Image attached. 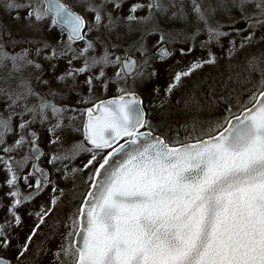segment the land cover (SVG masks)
Segmentation results:
<instances>
[{"label": "snow or ice", "instance_id": "snow-or-ice-1", "mask_svg": "<svg viewBox=\"0 0 264 264\" xmlns=\"http://www.w3.org/2000/svg\"><path fill=\"white\" fill-rule=\"evenodd\" d=\"M0 15V264H264V0Z\"/></svg>", "mask_w": 264, "mask_h": 264}, {"label": "rangeland", "instance_id": "rangeland-1", "mask_svg": "<svg viewBox=\"0 0 264 264\" xmlns=\"http://www.w3.org/2000/svg\"><path fill=\"white\" fill-rule=\"evenodd\" d=\"M0 21H3V22H7L11 25V30L14 31V32H17L19 35H24V32H23V26L22 24H16L14 22H12L11 20H9L8 17L4 16V15H0ZM199 49V47L196 48L195 51H197ZM199 56H203L205 55L204 52H202L200 49H199ZM215 52H217V54H221V50L219 48H215L214 49ZM178 59V60H181L182 57H180L179 55L176 56L173 60H170L168 61L169 64H164V65H158V68L160 69V74L161 76L163 75H168L170 73H173V72H167L168 70H171L172 71V67L175 63V60ZM194 61V60H193ZM192 62V61H191ZM184 64V63H183ZM172 65V66H171ZM188 66V64L186 65V67H184V69H186ZM178 71V70H176ZM217 72L218 70L212 66H205L204 68L198 70L197 72L193 73L192 77L190 78H187L185 83H188L190 84L192 81H195V80H199V79H207L208 77L210 76H216L217 75ZM171 76L169 78H167V80L165 81V84L166 85H163L162 81L160 80H157L156 82L152 83V84H149L146 86L145 89L141 90V95H145V102L148 103V101L151 99L153 101L156 100V98L153 96V97H149L146 95V92L147 90H149L152 86L154 85H158L162 90L167 86V83L169 82ZM183 91V89L177 91L173 97H172V101H173V104L175 103V100L181 95V92ZM113 94V93H112ZM43 200L46 202L48 200V195L45 194V196L43 197ZM39 203V201H37V204ZM27 231V229H26ZM52 247L54 248L55 247V244L52 245ZM8 255H12V253H9Z\"/></svg>", "mask_w": 264, "mask_h": 264}, {"label": "trees", "instance_id": "trees-1", "mask_svg": "<svg viewBox=\"0 0 264 264\" xmlns=\"http://www.w3.org/2000/svg\"><path fill=\"white\" fill-rule=\"evenodd\" d=\"M200 51H199V49L197 50V51H194L193 53H191V54H189V55H187V56H184V57H182V59L181 60H178V59H176L175 60V63L176 64H174L173 65V67H172V71L171 70H168L167 72L169 73V72H173V71H176V70H182V69H184V67H186V65L188 64L189 65V63L191 62V61H193V60H195L196 58H198V57H200L199 56V53ZM177 61H179V63H177ZM184 63V64H183ZM167 64H169V63H167ZM172 66V65H171ZM160 70V69H159ZM171 74L172 73H170V74H168V75H163V76H161V74H160V76L157 78V79H155V80H153L152 82H151V84L152 83H154V82H156L157 80H160V81H162V83H163V85H166L165 84V81L167 80V78H169L170 76H171ZM112 93H109V95H111Z\"/></svg>", "mask_w": 264, "mask_h": 264}, {"label": "flooded vegetation", "instance_id": "flooded-vegetation-1", "mask_svg": "<svg viewBox=\"0 0 264 264\" xmlns=\"http://www.w3.org/2000/svg\"><path fill=\"white\" fill-rule=\"evenodd\" d=\"M26 219V223L28 224V225H31V219L30 218H25ZM27 229V228H26ZM26 229H25V231H26ZM45 232H47V229H45Z\"/></svg>", "mask_w": 264, "mask_h": 264}]
</instances>
